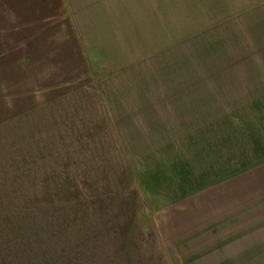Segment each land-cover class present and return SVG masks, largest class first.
Returning <instances> with one entry per match:
<instances>
[{
  "label": "rangeland",
  "instance_id": "374dc122",
  "mask_svg": "<svg viewBox=\"0 0 264 264\" xmlns=\"http://www.w3.org/2000/svg\"><path fill=\"white\" fill-rule=\"evenodd\" d=\"M115 3L97 9L105 38L87 48L109 72L116 141L28 113L35 88H0V264H160L177 254L171 241L202 247L255 224L241 209L264 188V167L245 165L264 0Z\"/></svg>",
  "mask_w": 264,
  "mask_h": 264
},
{
  "label": "crops",
  "instance_id": "0c3cea01",
  "mask_svg": "<svg viewBox=\"0 0 264 264\" xmlns=\"http://www.w3.org/2000/svg\"><path fill=\"white\" fill-rule=\"evenodd\" d=\"M113 7H118L115 0H0V88L9 86L15 94L21 91L22 97L23 88H35L36 97L32 93L27 96L36 102L28 113L44 107L49 119L61 123L63 116L64 127L95 128L96 135H102V131L116 141L120 117L112 100L109 72H100L94 66L87 48L89 39L105 38L101 26L104 20L97 9ZM107 22L113 23L114 19L108 18ZM4 73H9L8 77ZM45 80L48 84L43 83ZM260 84L264 88V80ZM255 103L258 108L253 146L250 140L255 157L248 155L247 159L243 155L246 147L241 148V159H247L248 170L264 167V91L256 93ZM144 132L140 135L150 149L153 139ZM257 182L264 183V175ZM250 199L255 200L251 204L255 206L248 207L246 213L241 209V215L255 216L256 221L240 226L243 234L238 239L214 241L202 247L192 244L205 242L171 241L167 244L176 247L177 254L161 257L164 261L160 264H264V188Z\"/></svg>",
  "mask_w": 264,
  "mask_h": 264
}]
</instances>
